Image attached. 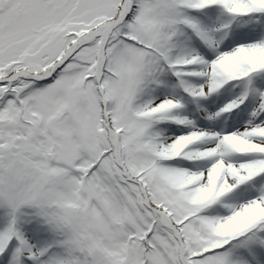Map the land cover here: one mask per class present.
<instances>
[{"label":"snow or ice","instance_id":"1","mask_svg":"<svg viewBox=\"0 0 264 264\" xmlns=\"http://www.w3.org/2000/svg\"><path fill=\"white\" fill-rule=\"evenodd\" d=\"M0 264H264V0H0Z\"/></svg>","mask_w":264,"mask_h":264}]
</instances>
